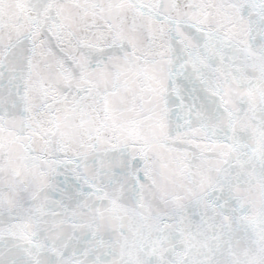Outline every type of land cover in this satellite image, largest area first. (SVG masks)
<instances>
[{"label": "snow or ice", "instance_id": "snow-or-ice-1", "mask_svg": "<svg viewBox=\"0 0 264 264\" xmlns=\"http://www.w3.org/2000/svg\"><path fill=\"white\" fill-rule=\"evenodd\" d=\"M0 264H264V0H0Z\"/></svg>", "mask_w": 264, "mask_h": 264}]
</instances>
